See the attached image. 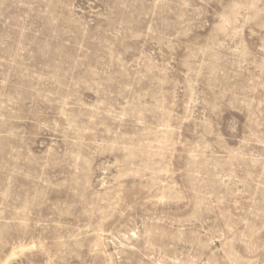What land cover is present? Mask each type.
<instances>
[{
  "label": "rangeland",
  "instance_id": "obj_1",
  "mask_svg": "<svg viewBox=\"0 0 264 264\" xmlns=\"http://www.w3.org/2000/svg\"><path fill=\"white\" fill-rule=\"evenodd\" d=\"M0 264H264V0H0Z\"/></svg>",
  "mask_w": 264,
  "mask_h": 264
}]
</instances>
